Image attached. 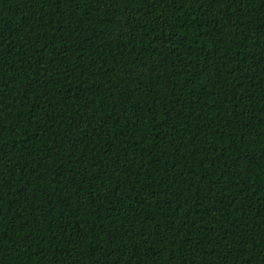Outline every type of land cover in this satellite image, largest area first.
Returning <instances> with one entry per match:
<instances>
[{
  "label": "trees",
  "instance_id": "obj_1",
  "mask_svg": "<svg viewBox=\"0 0 264 264\" xmlns=\"http://www.w3.org/2000/svg\"><path fill=\"white\" fill-rule=\"evenodd\" d=\"M0 264H264V0H0Z\"/></svg>",
  "mask_w": 264,
  "mask_h": 264
}]
</instances>
